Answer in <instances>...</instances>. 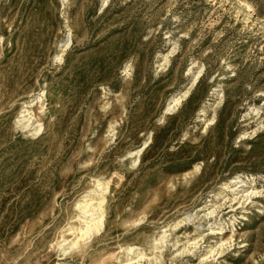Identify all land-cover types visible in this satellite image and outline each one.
<instances>
[{"label": "rangeland", "instance_id": "rangeland-1", "mask_svg": "<svg viewBox=\"0 0 264 264\" xmlns=\"http://www.w3.org/2000/svg\"><path fill=\"white\" fill-rule=\"evenodd\" d=\"M0 37V264H264V0H0ZM97 179L102 227L68 249Z\"/></svg>", "mask_w": 264, "mask_h": 264}, {"label": "bare ground", "instance_id": "bare-ground-1", "mask_svg": "<svg viewBox=\"0 0 264 264\" xmlns=\"http://www.w3.org/2000/svg\"><path fill=\"white\" fill-rule=\"evenodd\" d=\"M64 1V0H62ZM71 38L68 36V38L65 40L63 45H60V50L54 55V59L60 60L61 59V52L64 51L65 47L68 46L70 43ZM1 42V37H0ZM166 60V57H164ZM164 60V61H165ZM199 73L197 75H194V81L198 78ZM187 94V91L182 94V96H172L168 99L166 106H165V112H172L174 111L177 106L179 105L181 99L183 96ZM44 96V91L42 89L38 90L37 92L33 93L30 97V100L26 101L22 109L20 111V117L18 118V122H20V125L23 129H26L27 132H29L31 135H39L43 130V125L40 122L34 121L33 114L31 113V108L37 104L42 102V97ZM42 105V103H41ZM146 146V144H145ZM143 148L138 149L135 152H128V156L132 157L133 155H139ZM133 162V161H132ZM197 169V167H196ZM195 169V170H196ZM248 180H243L239 176L233 178L230 180L229 183L225 184V187L229 189L230 192H232V200H235L236 198H242V199H250L253 196H256L260 192L253 189H248L247 184ZM94 187L90 189L84 196L83 199H81L77 203V209L79 210V226L74 229L71 234H74V238H72L68 243H66L67 239H64L63 241L68 244V249H72L78 245L80 241H85L89 239L92 235L98 233L102 227L103 224V203L105 200V193L108 189V183L102 180H94ZM214 210H211L208 212V214H213ZM199 214V213H198ZM77 216V215H76ZM193 217L191 213H187L181 220H179L175 226L178 224L188 221ZM218 224H215V226ZM216 229V230H215ZM210 232L219 233L223 230V227H221V224L216 226V228L211 227L209 225L208 229ZM71 231V230H70ZM218 231V232H216ZM166 238V230H162L158 237L153 238V249H161L163 247V244L165 243ZM220 241V240H219ZM64 243V244H65ZM195 243V242H194ZM62 251L66 252L67 248H63L62 245ZM212 246V245H211ZM220 248V247H219ZM125 251V259L122 261L121 264H142V262L147 261V263H150V260H157V255H154L153 257L149 258L146 256V254L141 251V249L136 247H126L123 249ZM212 247H210L209 252H212ZM214 252V251H213Z\"/></svg>", "mask_w": 264, "mask_h": 264}]
</instances>
